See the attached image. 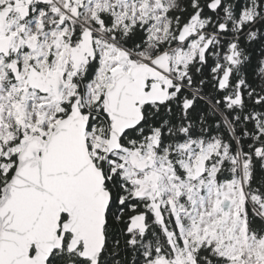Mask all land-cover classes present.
<instances>
[{
	"label": "snow or ice",
	"instance_id": "snow-or-ice-1",
	"mask_svg": "<svg viewBox=\"0 0 264 264\" xmlns=\"http://www.w3.org/2000/svg\"><path fill=\"white\" fill-rule=\"evenodd\" d=\"M0 264H264V0H0Z\"/></svg>",
	"mask_w": 264,
	"mask_h": 264
}]
</instances>
